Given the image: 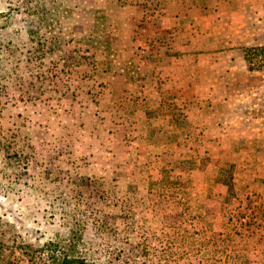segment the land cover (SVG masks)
<instances>
[{
    "label": "rangeland",
    "instance_id": "1",
    "mask_svg": "<svg viewBox=\"0 0 264 264\" xmlns=\"http://www.w3.org/2000/svg\"><path fill=\"white\" fill-rule=\"evenodd\" d=\"M135 1L0 0V264L76 222L94 264H264V153L175 154L124 124Z\"/></svg>",
    "mask_w": 264,
    "mask_h": 264
},
{
    "label": "crops",
    "instance_id": "2",
    "mask_svg": "<svg viewBox=\"0 0 264 264\" xmlns=\"http://www.w3.org/2000/svg\"><path fill=\"white\" fill-rule=\"evenodd\" d=\"M124 10L142 49L121 53L109 91L135 104L124 124L142 147L190 155L207 141L224 151L245 140L248 154L264 153V68L250 70L244 57L264 47V0H142Z\"/></svg>",
    "mask_w": 264,
    "mask_h": 264
},
{
    "label": "trees",
    "instance_id": "3",
    "mask_svg": "<svg viewBox=\"0 0 264 264\" xmlns=\"http://www.w3.org/2000/svg\"><path fill=\"white\" fill-rule=\"evenodd\" d=\"M259 56L264 58V47L245 50L244 57L250 70L260 68L257 63L259 61H256ZM80 223L69 225L64 235L47 241L42 246L21 243L18 248L28 264H94L89 258L80 255L79 246L83 239Z\"/></svg>",
    "mask_w": 264,
    "mask_h": 264
}]
</instances>
